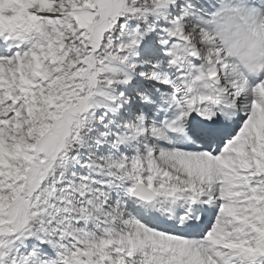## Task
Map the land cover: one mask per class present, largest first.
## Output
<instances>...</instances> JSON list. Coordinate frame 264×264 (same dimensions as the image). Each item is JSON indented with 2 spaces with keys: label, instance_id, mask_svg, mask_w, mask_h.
<instances>
[{
  "label": "snow or ice",
  "instance_id": "snow-or-ice-1",
  "mask_svg": "<svg viewBox=\"0 0 264 264\" xmlns=\"http://www.w3.org/2000/svg\"><path fill=\"white\" fill-rule=\"evenodd\" d=\"M0 264H264V0H0Z\"/></svg>",
  "mask_w": 264,
  "mask_h": 264
}]
</instances>
